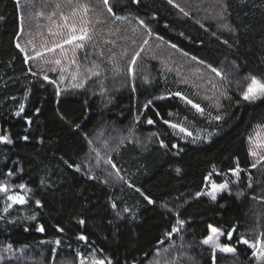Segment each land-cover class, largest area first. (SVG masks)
<instances>
[{
  "label": "trees",
  "instance_id": "16d2710c",
  "mask_svg": "<svg viewBox=\"0 0 264 264\" xmlns=\"http://www.w3.org/2000/svg\"><path fill=\"white\" fill-rule=\"evenodd\" d=\"M87 2L89 18L102 23L77 53L78 80L90 78L73 87L78 80L66 83L57 71L25 63L29 46L43 50L44 28L53 27L49 16L66 0H0V136L12 141L0 142V184L26 200L5 211L10 202L0 192V264H80L91 253L105 264H148L166 247L167 264H193L213 255L202 244L209 224L223 233L221 244L235 249L238 264H264L241 242H255L250 231L260 225L247 231L232 216L247 209L248 196L264 192V167H252L248 139L264 125V99H241L247 77L264 80V0H223L232 36L178 15L166 0H108L111 13L103 0ZM53 19L59 22V14ZM157 41L222 72L226 97L218 107L163 67ZM94 63L99 75L87 72ZM176 92L204 114L171 95ZM216 115L224 118L213 120ZM209 174L216 184H230L215 200L204 194Z\"/></svg>",
  "mask_w": 264,
  "mask_h": 264
},
{
  "label": "snow or ice",
  "instance_id": "6c2138e0",
  "mask_svg": "<svg viewBox=\"0 0 264 264\" xmlns=\"http://www.w3.org/2000/svg\"><path fill=\"white\" fill-rule=\"evenodd\" d=\"M133 2H137V0H133ZM169 3H172V0H168ZM104 6L107 8V11L109 13L112 12L111 7H108V0H103ZM67 7L70 11L66 14L62 8ZM56 11H54L50 16L49 20L51 21L53 27L49 28V35L52 37L50 45L45 42V44L41 45L43 48V51H36L35 55L32 57H25V63L28 62L29 59L36 60V59H42L45 55V53H52L55 58L51 60H44L43 62L45 64H54L57 67H59L62 75L61 80L64 79L63 73L67 71L68 65H75L77 68V71L69 73L71 75V78L73 81H77L78 77L81 75L79 73V63L77 60V53L78 50L85 49L86 43L88 41H91L93 38V30L95 27V24L102 23L99 17L93 22L92 19L89 18V13L92 11L91 5L87 2V0H66V3L62 6L60 3H57L55 5ZM181 11H183L181 9ZM57 14H59V22H57L53 17H55ZM187 15V13H185ZM118 20L124 19V17H116ZM141 24H143V21H140ZM149 35H151V31H149ZM31 44V41L28 42ZM145 44L147 41L144 42ZM16 47L20 49L21 52L25 51V48L21 47L19 43L16 44ZM173 48H175V45H172ZM34 48V46H33ZM59 52V55L56 56L55 54ZM139 55V53H137ZM187 55V53H185ZM193 60H196L197 58L195 56L192 57ZM136 62V56L132 57V64L134 65ZM199 63L203 64L204 61H199ZM212 72H215L216 75H220V72L217 71L216 68H212L210 65ZM99 65L93 64L91 68L87 69V72L91 75H99L98 71H95V69H98ZM52 71H56V68H52ZM119 71V69H116ZM129 73L133 71L132 67L129 66L128 69ZM90 76H86L83 79H79L77 83L73 84V87H83L85 79H89ZM44 79L47 80V75L44 76ZM249 82L247 83V86L243 89L241 94V99L248 103H255L258 100L264 99V80L258 79L256 76H250L246 78ZM57 95H59V90H57ZM171 95L179 97L181 100L185 101L187 104L191 105L192 108H194L198 113L201 115L204 114V109L197 103H194L191 99H188L184 95H182L180 92L172 93ZM163 98V97H159ZM152 103L151 100L147 102L145 107H148ZM24 110V105L21 104L20 111L16 113L17 116L21 114V112ZM39 111V109H37ZM159 115V113H157ZM169 115H172V113H169ZM224 117L221 115H216L212 117L213 120L221 121ZM139 119V117H137ZM149 124H152L153 121L151 119L148 120ZM165 124H169L171 128L173 129H179V132L184 133L187 136H192L193 133L187 131L186 128L181 126L180 124L176 123H170V121L165 120ZM77 128H79V125H76ZM24 139H27V137H24ZM198 139V137H197ZM249 143H250V149L249 154L252 157L256 158L255 163L252 164V167L255 168L257 164H259L261 161H264V125H258L257 129L255 130L254 134L250 135L248 137ZM0 142H6L11 143L12 141L7 136H0ZM195 142V140L193 141ZM161 147H165L163 142H161ZM173 148L177 147L176 145H172ZM99 157V154H97ZM105 163L112 164V161L110 159L106 160ZM115 168V165H112ZM69 167H72V165H69ZM77 171H80L79 167L76 168ZM180 169H177V172H179ZM235 175H239V166H237L236 169L232 170ZM9 175H12L11 172H9ZM209 176H205V180H209ZM92 178V177H90ZM251 186V185H250ZM19 188L24 189L25 185L20 184L18 185ZM228 185L227 183L224 184H211V191L207 193L211 196L213 200L216 199V193L218 191H221L223 189H227ZM139 191V189H137ZM0 192L7 194L9 192V186L0 184ZM141 195H144L141 193ZM199 196L200 193H197ZM148 202L151 204L153 201L149 199V197H144ZM7 200L10 201V203L7 205V207L4 209L5 211H8L9 208L12 207L13 204H24L26 203L25 197L20 194H11L7 195ZM37 204L39 205V201H37ZM115 208V205H113ZM125 211H128V209H125ZM32 219H35V217H32ZM81 224L84 223L83 220L80 221ZM183 221L180 219L176 220L177 225H183ZM209 235L207 238H205L202 243L205 245H211L213 252H215L217 249H219L221 252H227L232 253L235 251L233 247H230L228 245H223L219 243V237L223 234L220 229L217 227H214L213 225L209 224ZM43 227L38 228V231H43ZM179 229L177 227L172 228V232H177ZM58 231H63V229H58ZM166 235L170 236L171 233H166ZM233 233L230 231L227 233L228 239L230 240L232 238ZM80 240H85L86 237L81 235L79 237ZM241 242L243 244L248 245L249 248L254 249L252 255L256 257L258 260L264 262V241H261L259 238L256 239L254 243H249L247 239H242ZM59 241H57V244ZM168 250L165 249V252ZM159 255V253L157 254ZM81 264H84L83 260L81 261ZM91 264H105V260L103 259H93ZM107 264H112L111 260L107 261Z\"/></svg>",
  "mask_w": 264,
  "mask_h": 264
},
{
  "label": "rangeland",
  "instance_id": "374dc122",
  "mask_svg": "<svg viewBox=\"0 0 264 264\" xmlns=\"http://www.w3.org/2000/svg\"><path fill=\"white\" fill-rule=\"evenodd\" d=\"M166 1L168 2V0ZM169 4L176 10L178 15L189 17L191 20L195 21L200 25H205L206 23L207 24L209 23L213 25L216 30L221 31L226 35L232 36L233 34H235V30L232 29L229 25L227 13L225 12L224 9L223 0H172V3ZM181 9L183 11H181ZM185 13H187V15H185ZM23 27H25L23 29L24 31L21 32L20 35L21 38L20 40L22 41L28 38L26 25H24ZM44 29H45L44 35H47V37L44 38V44L45 42H47V44L50 45L52 37L49 35V31H48L49 28L45 26ZM144 45L145 43H143L140 46V48L143 47ZM154 45L156 47L157 52L163 54L160 60H162V65L165 69L171 70L179 80L192 84L196 90L197 95H199L204 100H209L212 103L213 107L216 108L219 106L220 100L226 97L225 89L223 87V85L225 86L224 82L226 81V79L225 76L222 74V72L217 70L220 72V75L219 76L216 75L215 72L211 71L209 64H207L206 62H204L203 64L199 63V61L202 60L198 58L196 60H193L192 59L193 56L189 54L185 55L184 52L180 51L176 47L173 48L172 45L165 44L160 41H157ZM154 45L152 47H154ZM36 51L37 50H34L29 46V51H27V56L28 57L34 56ZM55 55L58 56L59 52L57 51ZM54 58L55 56L52 53H45L42 59H36V60L29 59V60H31L36 65L37 68L42 69L43 71L51 70L52 68L55 67L56 71L60 73V77H61L62 73L59 67H57L54 64H45L43 62L44 60H51ZM74 66L75 65L67 66V71L63 73L64 82L74 83V81L71 78V75H69V73L75 71L74 69H72ZM211 67L215 68L213 66ZM56 110L57 113L62 114L61 110L58 109V105H56ZM147 143L148 142L144 143L142 147L147 146ZM249 146H251L250 143ZM251 158L253 160V163H255L256 158L252 156ZM257 165L260 167H264V161H261ZM212 183L215 182L209 179V182L205 188L204 194L209 197L211 196L208 195L207 193L211 191ZM224 183H227L228 185L227 189H228L230 186L228 182H223L219 184H224ZM221 191H218L216 195ZM11 194H20V193L18 192L7 193V195H11ZM245 201L247 202V209L245 211L235 210L233 211L232 216L241 219V221H243V223L245 224V230L247 231L250 227L259 224L260 227H256L257 229H255L257 231H254L252 229L253 231L251 230L250 233L256 236V239L259 238L261 241H263L264 240V192L259 191L256 194H252L248 196V198ZM221 236L219 237V243H221L220 242ZM206 246L211 247V245H206ZM165 249H168V247H166ZM165 249H161V248L157 249L154 253V257L151 259V261H149L148 264H167L166 259L168 254H166ZM158 253L159 255H157ZM232 253L221 252L219 249H217L215 252H213V255L207 261L205 260L199 262L197 260L193 264H238ZM93 259H101V258L91 253L88 256V258H82L78 263L81 264V261L83 260L84 264H91ZM157 259H160L159 263L157 262ZM254 260L255 258H252L251 261Z\"/></svg>",
  "mask_w": 264,
  "mask_h": 264
}]
</instances>
